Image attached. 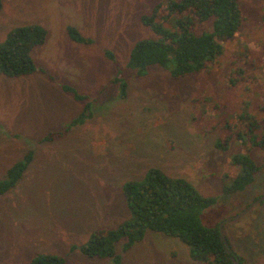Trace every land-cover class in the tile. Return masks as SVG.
<instances>
[{
    "label": "rangeland",
    "instance_id": "obj_1",
    "mask_svg": "<svg viewBox=\"0 0 264 264\" xmlns=\"http://www.w3.org/2000/svg\"><path fill=\"white\" fill-rule=\"evenodd\" d=\"M0 41L15 26L42 24L47 39L34 47L37 71L8 77L0 73V179L17 160L32 159L16 185L0 195V264H28L36 253L63 256L65 264H111L88 257L81 244L100 228L129 217L122 188L150 168L184 177L214 198L201 211L203 225L223 224V233L241 264H264V167L243 190L225 193L240 171L236 154L262 163V151L244 144L235 131L248 114L264 116V0H239L242 27L224 42L209 71L173 78L158 65L139 74L127 67L137 40L155 37L141 23L158 0H2ZM91 39L75 43L66 26ZM111 50L123 71L126 94L112 82ZM241 67L237 84L229 80ZM68 83L88 95L89 107L59 87ZM81 121L71 124L81 111ZM61 136L45 140L49 132ZM230 137L226 149L219 138ZM250 147V149H249ZM123 264H205L190 258L175 237L147 231L128 249L116 244Z\"/></svg>",
    "mask_w": 264,
    "mask_h": 264
},
{
    "label": "trees",
    "instance_id": "obj_2",
    "mask_svg": "<svg viewBox=\"0 0 264 264\" xmlns=\"http://www.w3.org/2000/svg\"><path fill=\"white\" fill-rule=\"evenodd\" d=\"M2 5L0 0V9ZM244 18L239 0H158L149 14L140 17L141 23L155 37L134 43L127 67L142 74L148 67L158 65L173 78L203 70L208 72L210 65L223 53L224 42L240 31ZM66 33L75 43L91 42L72 25L66 26ZM47 35L46 28L40 23L10 29L5 39L0 41V73L20 77L40 71L54 79L32 57L34 47L42 45ZM104 56L114 66L112 82L119 86V97H124L126 83L115 54L105 49ZM242 76L241 67L232 68L229 72V80L234 85ZM61 88L76 101L84 102V109L89 107L88 95L68 83L61 84ZM85 112L81 111L71 124L81 121ZM238 119L245 121L233 135L245 145L260 149L263 155L261 164L248 153L236 154L232 158V163L238 165L240 171L231 184L222 186L223 192L230 194L243 190L264 167V116L260 122L248 114L239 115ZM61 135V131L49 132L43 139ZM229 143L230 137H222L218 139L217 146L223 150ZM31 159L32 152H28L7 169L4 178L0 179V195L16 185ZM122 193L129 217L115 227L94 230L85 242L71 245L70 250L76 249L88 257L108 258L111 264H123L116 244L123 241V248L128 249L142 240L147 231H153L178 238L187 245L193 260L205 264H233L231 256L236 254L226 238L227 246L224 245L218 225L207 227L201 222V211L210 206L214 198L201 194L186 178L170 177L158 168H150L142 179L126 181ZM260 203L264 209V200ZM28 264H65V258L51 253H36Z\"/></svg>",
    "mask_w": 264,
    "mask_h": 264
},
{
    "label": "water",
    "instance_id": "obj_3",
    "mask_svg": "<svg viewBox=\"0 0 264 264\" xmlns=\"http://www.w3.org/2000/svg\"><path fill=\"white\" fill-rule=\"evenodd\" d=\"M262 200H264V194L262 196H260L258 199H256L251 205H254L256 203H259L261 202ZM249 209V207H247L244 211H242L241 213H239L238 215L234 216V217H231V218H228V219H225L224 221H222L218 227H219V233H220V237L221 239L223 240V243L225 246H227V242H226V239H225V235L223 233V224L233 218H238L239 216L243 215L247 210ZM227 251L230 253V250L227 249ZM231 260L233 262V264H240V260L238 258L237 255H232L231 256Z\"/></svg>",
    "mask_w": 264,
    "mask_h": 264
},
{
    "label": "crops",
    "instance_id": "obj_4",
    "mask_svg": "<svg viewBox=\"0 0 264 264\" xmlns=\"http://www.w3.org/2000/svg\"><path fill=\"white\" fill-rule=\"evenodd\" d=\"M47 77V76H46ZM48 78V77H47ZM49 79V78H48ZM51 81H53L54 79H50ZM59 87L61 88V85H59Z\"/></svg>",
    "mask_w": 264,
    "mask_h": 264
}]
</instances>
